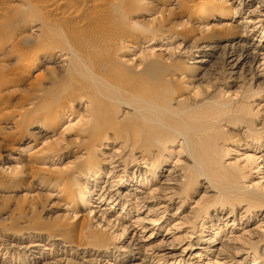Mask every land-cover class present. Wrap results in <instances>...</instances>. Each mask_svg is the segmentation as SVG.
<instances>
[{
  "label": "bare ground",
  "instance_id": "obj_1",
  "mask_svg": "<svg viewBox=\"0 0 264 264\" xmlns=\"http://www.w3.org/2000/svg\"><path fill=\"white\" fill-rule=\"evenodd\" d=\"M0 108V264H264V0H0Z\"/></svg>",
  "mask_w": 264,
  "mask_h": 264
},
{
  "label": "rangeland",
  "instance_id": "obj_2",
  "mask_svg": "<svg viewBox=\"0 0 264 264\" xmlns=\"http://www.w3.org/2000/svg\"><path fill=\"white\" fill-rule=\"evenodd\" d=\"M160 47H157L156 49H159ZM161 49H163V47L161 48ZM6 112L7 111V109H1L0 108V115L1 114H3V112ZM2 146V147H1ZM10 149V147L9 146H6V145H4L3 146V144H0V159H2L4 156H6V155H8L9 153H11L12 151H11V149ZM243 151H241V153H242ZM17 156H19V155H17V154H13L12 155V157H17ZM260 160L261 159H259V162H260ZM1 161V160H0ZM13 162H15V161H13ZM13 162H11V163H13ZM262 165V164H261ZM27 169V168H26ZM255 171H256V169H255ZM256 173V172H255ZM254 177H255V180H257V179H260L262 182H264V174L262 173V171H260L259 172V174L257 175V174H255L254 175ZM42 198H44L43 199V202L45 201V198H46V196L45 195H42ZM51 199V198H50ZM55 200V199H54ZM53 200V201H54ZM1 202V201H0ZM2 202H10V201H2ZM18 202H24V200L23 199H20ZM46 202V201H45ZM44 202V203H45ZM47 204H46V206L44 207V209H42L41 207L39 208L40 209V211H39V214L41 215V216H43V215H45L46 213H52V210L53 211H55V210H60V207H58V205L56 206V203L55 204H53L52 206H49L50 204H51V202H49V201H47L46 202ZM50 203V204H49ZM92 208H94V207H92ZM175 210H177V208H174L173 210H171L170 212H174ZM140 211H142V210H140ZM148 210H146V212H147ZM117 214V213H116ZM0 216L1 217H5V215L4 214H2V213H0ZM112 218H114V216L112 217ZM151 226H149L148 227V229L150 228ZM139 233H140V231H139ZM142 234H146V235H149L150 234V230L149 231H147V232H143ZM130 235V234H129ZM126 238H128V234L126 235H124L123 237H122V239L124 240V239H126ZM122 240V241H123ZM124 243V241L123 242H119V241H117V245H119V246H121V244H123ZM185 246V245H184ZM114 261V260H113ZM210 264H216V263H210Z\"/></svg>",
  "mask_w": 264,
  "mask_h": 264
}]
</instances>
